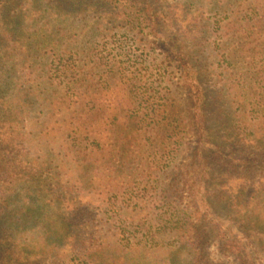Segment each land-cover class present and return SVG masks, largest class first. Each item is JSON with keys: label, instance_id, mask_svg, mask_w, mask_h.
<instances>
[{"label": "trees", "instance_id": "trees-1", "mask_svg": "<svg viewBox=\"0 0 264 264\" xmlns=\"http://www.w3.org/2000/svg\"><path fill=\"white\" fill-rule=\"evenodd\" d=\"M8 1L0 0V264H34L44 255L70 258L78 243L77 229L89 218L87 202L97 195V199L127 205L136 213L123 221L133 220V230L142 229L143 237L127 241L129 224L120 218L111 243L123 250L142 248L132 256L136 262L142 264L147 259L144 252L158 245L173 246L174 240H157L156 232L176 231L180 236L175 251L180 256L191 255L193 264H209L205 254L209 233L239 264H264L206 198L201 179L205 169L197 164L184 176V186L173 191L172 185L162 186L154 175L171 165V152L180 144L183 127L190 125V114L195 116L199 134L208 132L200 118L207 94L185 45L174 36L162 42L163 71L157 73L165 75L166 81V67L178 69L191 89V106H182L168 82L164 101L156 102V94L149 92L152 81L144 79L141 68H129L119 59L107 64L90 56L88 50L82 55L77 25L68 23L67 14L77 11L83 0H66L71 3L66 14L47 20L37 11L40 8L30 10L32 5L46 1V6L57 8L65 0H24L15 9L6 8ZM126 1L119 12L112 11L117 19L159 33L158 10L145 0ZM25 18L31 19L30 25H24ZM223 58L231 62L229 57ZM262 123L242 122L243 131L236 129L243 140L262 148ZM210 146L220 152V146ZM198 151L203 153V149ZM151 180L155 183L147 200L148 211H140L147 196L133 190L142 192L146 189L142 184ZM241 183L251 204L260 208L253 200L250 181ZM257 183H264V178ZM176 189L180 190L178 196L187 193L196 203L195 214L182 212L174 204L171 197ZM233 189L240 187L229 191ZM238 201L243 204L240 198ZM96 247L105 249L101 243ZM152 261L173 264L176 260Z\"/></svg>", "mask_w": 264, "mask_h": 264}, {"label": "rangeland", "instance_id": "rangeland-1", "mask_svg": "<svg viewBox=\"0 0 264 264\" xmlns=\"http://www.w3.org/2000/svg\"><path fill=\"white\" fill-rule=\"evenodd\" d=\"M52 1L59 3L62 0ZM145 1L154 7L155 12L158 10L161 13L156 23L159 33L145 31L141 28L144 26L142 24H130L117 19L112 11L119 12L120 4L127 3L126 0H83L77 11L67 14V21L77 25L75 29L79 31L80 39L78 45L84 51L83 56L88 50L90 56L99 57L107 64L119 59L129 68H141L144 79L148 77L152 81L149 83V92L156 94V102L164 101L162 96L168 82L173 96L182 106L190 107L192 92L181 78L180 71L174 66L166 67L169 79L166 81L165 75H160L163 71L160 64L165 56L161 51V43L168 42L174 36L185 45L207 94L200 118L205 121L208 132L201 136L196 129L195 116L190 114L187 117L190 125L183 127L180 144L171 152L174 155L171 165L161 172L156 171L154 175L158 176L162 186L169 188L172 185L173 191L184 186V176L192 170L197 167L205 169L201 179L206 198L215 205L220 219L232 226L236 234L255 252L256 257L264 262V196L260 197L264 195V183H257L264 178V147L258 148L257 144L243 140L238 130L242 128V122L249 125L254 121L264 122V0ZM23 2L10 0L6 8L15 9ZM43 2H37L30 9L40 8L37 11L43 20L55 19L71 8V3L66 0L65 7L56 6L59 10ZM30 22V18L23 21L26 26ZM224 56L229 57L231 62L223 61ZM153 79L156 80L154 83ZM239 82L241 85L238 87ZM242 85L245 87L242 88ZM137 88L139 91L145 89ZM210 144L220 146V152ZM199 149H203V153H199ZM197 164L200 166L196 167ZM243 181H250L252 193H255L253 200L260 208H255V204L250 202V194L244 193ZM154 183L152 180L144 182L142 185L146 189L142 192L133 190L147 196L140 211H148L150 202L147 200L154 189ZM237 186L239 190L229 191ZM179 192L176 189L171 197L175 200L174 204L182 212L188 210V213L195 214L196 203L189 199L187 193L178 196ZM97 196L87 202L86 213L89 218L77 229L78 243L74 255L65 260L56 255H44L34 264H141L132 256L142 248L137 251L130 248L123 250L111 245L113 234L120 228V218L123 221L126 216L136 213L127 205L106 203L97 199ZM238 198L243 204L239 205ZM113 207L121 209L117 212ZM123 224H129L126 228L127 241L130 239L134 242L143 237L142 229L133 230L136 229L133 220L126 219ZM156 233L157 240H174L173 246L158 245L147 254L144 252L147 259L142 264H159L152 259L165 260L168 257H175L173 264L194 263L191 255L180 256L175 251L174 245L179 242V233ZM121 237L124 239L123 234ZM209 238L210 244L205 248L209 264H239L233 253L219 248L211 233ZM100 243L105 249L96 250V245ZM173 261L172 258L169 262Z\"/></svg>", "mask_w": 264, "mask_h": 264}]
</instances>
